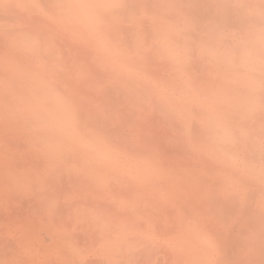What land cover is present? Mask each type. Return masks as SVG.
<instances>
[{"label": "rangeland", "instance_id": "374dc122", "mask_svg": "<svg viewBox=\"0 0 264 264\" xmlns=\"http://www.w3.org/2000/svg\"><path fill=\"white\" fill-rule=\"evenodd\" d=\"M245 1L254 14H264V0H232ZM190 29L186 21L169 32ZM87 31L64 37L77 46L74 54L82 59L77 68L89 67L104 55L95 37L87 39ZM9 52V48L3 51ZM114 60L106 57L102 68ZM128 61L118 68L116 64L110 74L119 68L132 71ZM100 76L78 75L65 84L66 97L74 100L68 108L72 116L64 118L68 126L75 125L80 110L95 115L99 122L108 117L115 124L124 120L125 108L108 113L101 100L104 87L116 86L117 81L110 83ZM237 78H230L226 85L240 86ZM254 93L249 90L245 95ZM262 101L264 97L248 107ZM9 103L0 93V167L5 165L4 155L12 156L27 174L3 176L0 168V264H264V135H255L254 147L243 143L235 152L251 150L252 162L230 165L229 159L221 157V140L213 146L214 135L207 146L194 144L188 131L175 129L167 117L154 119L143 111L139 123L124 129V139L135 141L139 152L144 150L151 158L157 156L151 144L155 142L163 149H157L163 157L157 156L158 162L144 171L133 169L132 173L143 174L128 176L131 179L124 183L117 176L116 180L93 176L111 170L85 163L99 156L89 153L93 142L104 143L109 137L100 132V124L63 145L68 147L66 152L80 156L77 167L70 157L61 153L56 157L55 141L62 135L59 123L50 126L58 134L47 143L27 141L24 127L8 126L13 107ZM260 128L264 130V122ZM93 133L91 143L81 139L86 135L90 139ZM152 173L157 176H148Z\"/></svg>", "mask_w": 264, "mask_h": 264}, {"label": "bare ground", "instance_id": "6f19581e", "mask_svg": "<svg viewBox=\"0 0 264 264\" xmlns=\"http://www.w3.org/2000/svg\"><path fill=\"white\" fill-rule=\"evenodd\" d=\"M36 11L39 16L34 15ZM186 21L192 29L169 32ZM81 30H88L87 39L95 37L100 42L104 55L89 67L77 68L82 61L74 54L77 46L64 37ZM7 48L11 52L3 53ZM106 57L115 60L103 69ZM127 59L132 71L119 68L110 74ZM230 67L231 72L223 71ZM101 73L106 81H117L102 91L104 108L108 113L125 108L124 120L115 124L108 117L99 122L95 115L80 110L75 125L68 126L64 118L72 116L68 108L74 100L66 97L65 84L78 75L101 77ZM236 76L240 86L226 85ZM249 90L255 93L246 96ZM0 93L13 105L8 126L24 127L27 141L47 143L58 134L50 126L59 123L62 135L55 141L56 157L58 153L70 157L77 167L80 156L66 152L68 147L63 145L100 124V132L109 137L104 143L93 142L89 153L99 156L85 163L111 171L93 176L114 180L117 176L125 183L131 179L128 176L143 174H134L133 169L144 171L158 162L157 156L163 157L155 142L151 144L157 156L151 158L144 150L139 152L135 141L124 139V129L139 123L143 111L154 119L167 117L175 129L187 130L194 144L207 146L214 135L212 144L221 140L223 160L246 166L255 159L253 152L236 150L243 143L254 147L255 135H264L260 128L264 101L248 107L264 97V14H254L246 1L232 0H0ZM95 135L81 139L91 143ZM15 163L12 156H3V176L27 174Z\"/></svg>", "mask_w": 264, "mask_h": 264}]
</instances>
